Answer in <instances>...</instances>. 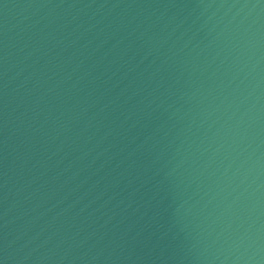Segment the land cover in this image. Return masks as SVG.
I'll list each match as a JSON object with an SVG mask.
<instances>
[{"label":"water","instance_id":"95a60500","mask_svg":"<svg viewBox=\"0 0 264 264\" xmlns=\"http://www.w3.org/2000/svg\"><path fill=\"white\" fill-rule=\"evenodd\" d=\"M0 264H264V0H0Z\"/></svg>","mask_w":264,"mask_h":264}]
</instances>
